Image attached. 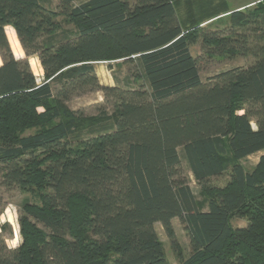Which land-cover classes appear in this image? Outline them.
<instances>
[{
  "label": "trees",
  "instance_id": "16d2710c",
  "mask_svg": "<svg viewBox=\"0 0 264 264\" xmlns=\"http://www.w3.org/2000/svg\"><path fill=\"white\" fill-rule=\"evenodd\" d=\"M51 1L0 0V176L35 197L22 204L21 243L0 236V264H170L157 222L179 264H264V153L243 163L264 149V0L188 29L180 0ZM7 26L39 57L42 81L13 55ZM197 43L208 57L253 62L204 82ZM120 58L138 84L100 85L93 63ZM98 89L113 112L85 135L66 101ZM226 171L225 184L210 181Z\"/></svg>",
  "mask_w": 264,
  "mask_h": 264
},
{
  "label": "rangeland",
  "instance_id": "374dc122",
  "mask_svg": "<svg viewBox=\"0 0 264 264\" xmlns=\"http://www.w3.org/2000/svg\"><path fill=\"white\" fill-rule=\"evenodd\" d=\"M86 0H76L74 3L80 4ZM263 0H180L177 4V14L184 27L188 29L194 25H199L204 28H210L215 24L217 19H222L233 9H241L250 7ZM52 7H56L57 1L52 0L50 2ZM12 27V26H10ZM64 28H71L72 25L64 24ZM11 47L17 59H27L32 71L38 77L39 81L43 80L44 69L41 61L37 55L27 56L25 51L22 53V46L19 38L16 36L10 37ZM194 56L199 58L200 61V76L204 82L216 73L231 68L234 66H249L253 62L252 57L235 56L233 58L224 56H212L208 57L202 50L201 43L194 44L190 47ZM32 58L38 63L33 62ZM124 58L111 60V61H96L93 63L95 72L102 86H113L119 84L126 86L130 83L132 86H136L138 83L133 81L134 66L131 63H125ZM3 63L0 54V65ZM131 78V79H130ZM129 81V82H127ZM59 84L54 85L57 90ZM67 105L75 112L76 116L83 119L82 134L88 132V128L95 123L110 121L103 116L104 112L111 115L113 112V105L111 100L105 97L104 91L101 89L88 91L79 95H74L66 101ZM104 117V119H103ZM101 119V120H100ZM254 125V123H253ZM181 155L180 170L187 182L199 196V184L193 177V174L188 166V163L184 157L182 147L179 148ZM259 154H254L248 158L243 159V163L247 168H251L253 164L258 160ZM1 175V174H0ZM229 178V172L226 171L223 174L212 176L210 181L212 183L223 185ZM35 201V197L32 192H22L17 188H7L2 184L0 176V236L5 238L6 244L9 248L17 247L21 241L22 236L20 234L19 218L22 214V204L24 201ZM235 227L245 226L247 220L244 218L233 217L231 220ZM6 225L3 229L2 225ZM172 224L176 233L177 240L182 250V258H187L192 253V246L190 239L185 230V224L179 219L174 218ZM42 226L41 223H39ZM155 228L158 235L163 242L164 249L170 264H179V256L177 251L172 247L171 241L167 236L163 225L160 222L155 223Z\"/></svg>",
  "mask_w": 264,
  "mask_h": 264
},
{
  "label": "crops",
  "instance_id": "0c3cea01",
  "mask_svg": "<svg viewBox=\"0 0 264 264\" xmlns=\"http://www.w3.org/2000/svg\"><path fill=\"white\" fill-rule=\"evenodd\" d=\"M6 33H7V37H8L9 42H11V39H10L11 36H12V37L15 36V38H16V36H17L15 29H14L13 27H10V26H7V27H6ZM10 44H11V43H10ZM11 49H12V47H11ZM23 52H24V49L22 48V53H23ZM14 55L17 56L15 53H14ZM33 62H35V63L37 64V68H39L38 63L35 61L34 58H32V64H33ZM254 126H255V124H254ZM263 153H264V149H263V150H260V151H258V152H256V153H253V154L249 155L248 157H250V156H252V155H254V154H259V155H258V159H259L260 155L263 154ZM248 157H247V158H248ZM257 161H258V160H257ZM257 161H256L253 165H255V164L257 163Z\"/></svg>",
  "mask_w": 264,
  "mask_h": 264
}]
</instances>
